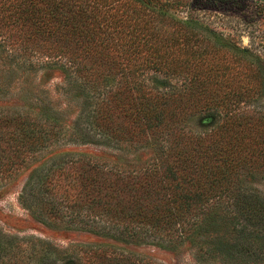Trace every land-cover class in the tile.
I'll return each instance as SVG.
<instances>
[{"label":"trees","instance_id":"1","mask_svg":"<svg viewBox=\"0 0 264 264\" xmlns=\"http://www.w3.org/2000/svg\"><path fill=\"white\" fill-rule=\"evenodd\" d=\"M177 1L0 0V87L13 71L59 70L77 109L66 126L0 106V189L35 165L18 200L41 225L130 246L190 242L201 264H264V193L246 183L264 169V115L243 111L264 98V68L179 19ZM79 145L149 156L129 178L97 157L53 154ZM100 251L0 228V264H122Z\"/></svg>","mask_w":264,"mask_h":264},{"label":"rangeland","instance_id":"2","mask_svg":"<svg viewBox=\"0 0 264 264\" xmlns=\"http://www.w3.org/2000/svg\"><path fill=\"white\" fill-rule=\"evenodd\" d=\"M188 1L192 0L177 1L180 7L175 15L179 19L183 21L189 19L199 30L222 39L228 45H237L248 50L260 59L264 68V0H208L195 5L191 3V6ZM63 81L64 75L59 70H40L26 75H21L17 71L7 73L4 79L6 86L0 87V106L6 103L19 104L57 117L66 126L71 125L77 116V109L67 104L62 91ZM256 100L246 104L243 111L249 109L264 115V98L259 97ZM192 124L190 128L194 129L195 122ZM63 151L75 153V156L86 154L102 159L115 165V168L120 169L121 173L124 172L129 178L130 169L145 163L149 156L148 152L145 156L141 151L132 153L95 145L61 147L53 154ZM33 167L22 171L16 179L0 189V228L7 234L20 238H41L59 248L71 246L100 248V252L108 251L112 259L116 258L118 263L122 264L127 260L130 263V253L151 257L152 264H201L193 258L195 248L190 242L177 250L130 246L113 243L88 233L55 229L39 224L18 200ZM246 181L249 188H257L264 193V169L253 170L246 176ZM124 183L121 179L118 197L120 194L121 197L125 195ZM110 243L114 246L107 248L105 245Z\"/></svg>","mask_w":264,"mask_h":264}]
</instances>
